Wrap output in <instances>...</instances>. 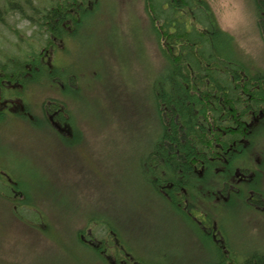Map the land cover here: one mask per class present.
<instances>
[{
	"label": "rangeland",
	"instance_id": "rangeland-1",
	"mask_svg": "<svg viewBox=\"0 0 264 264\" xmlns=\"http://www.w3.org/2000/svg\"><path fill=\"white\" fill-rule=\"evenodd\" d=\"M209 3L220 27L264 69V38L248 0ZM93 7L87 26L78 30V41L66 43L69 52L53 54L59 72L67 71L63 77L74 76L67 90L70 96L75 94L70 103L72 123H64L61 135H56L41 124V115L34 108L33 126L10 116L2 124L6 133L5 143L2 138L0 142V172L22 178L28 201L37 205L26 214L31 211L37 220H44H34V224L19 221L0 204V264H102L73 235L79 229H91L100 238L102 226L93 222L87 228L90 222L85 221L105 211L112 213L109 217L125 232V242L134 244L141 255L148 248V258L154 262L207 264L214 260V246L209 249L182 222L188 220L185 215L178 213L182 219L154 201L147 204L151 195L141 175L149 174H143L142 160L157 142L160 130L153 108V83L165 60L150 33L144 0H98L89 9ZM35 27L18 15L5 16L0 23V63L10 56H22V50L33 51L30 42L42 46L48 42V32ZM42 78L46 81V76ZM58 87L37 91L34 104L46 97L60 100ZM19 110L23 105L10 112ZM88 146L92 155L97 152L94 160L85 155ZM257 153L264 158V136L242 159ZM199 199L216 221L222 220L218 234L220 238L226 234L237 256L264 252V212H241L244 203L228 210L236 202L225 206L221 200ZM105 260L104 264H110Z\"/></svg>",
	"mask_w": 264,
	"mask_h": 264
},
{
	"label": "trees",
	"instance_id": "trees-1",
	"mask_svg": "<svg viewBox=\"0 0 264 264\" xmlns=\"http://www.w3.org/2000/svg\"><path fill=\"white\" fill-rule=\"evenodd\" d=\"M97 2L0 0V23L3 24L5 16L11 13L49 34L48 42L43 46L30 42L33 51L22 50V56L15 59L10 56L0 63V142L2 138L5 143L6 129L2 124H6L10 117L21 118L27 121L28 127L33 126L34 108L41 115V124L44 123L45 128L56 135H61L60 127L64 123H72L71 99L66 98L69 95L66 88L69 89L74 76L63 77L67 71L59 72L60 67L53 61V54L69 52L66 43L78 41V30L87 26L88 14L94 11V7L90 10L89 6H96ZM248 3L259 18L264 38V0H248ZM144 11L150 33L165 60L161 73L153 83V108L160 130L157 142L145 157L149 156V159L142 160L145 166L142 172L149 174L147 177L141 175L151 195L147 204L154 201L185 215L188 220L182 222H186L209 249L214 246V260L207 264H264V252L252 251L237 256L230 249L225 233L223 240L217 239L219 228L216 224L221 229L222 220L216 221L211 214L204 225L192 216V208L204 206L199 198L216 199L212 193L217 188V175L193 174L195 165L204 163L207 168H216L217 163H224L223 160L228 166L237 165L239 155H245L254 145L255 138L264 135V124L258 120L261 114L264 117V69L249 58L231 33L220 27L209 0H144ZM57 41L61 42L60 45ZM43 76H46V81ZM48 82L50 85L45 87ZM57 86H60L58 91H62L59 93L60 100L46 97L42 103L34 104L33 97H36L37 91L39 94L44 89L54 91ZM18 104L23 105V110L11 113ZM92 151L89 148L85 153L89 159L96 158L97 152L92 155ZM6 172H0V204L19 221L29 219L32 223L37 220L36 215L31 211L26 214V211L34 210L35 203L28 201V191L21 186L22 178ZM258 192L264 197V191L259 187ZM247 197L235 201L233 196L229 201L221 199V202L225 206L236 202L228 205V210L244 203L245 208L240 206L242 212L253 206ZM42 212V216H46ZM109 215H98L85 221L91 224L98 219V224L103 225V231H99L100 244L95 247L83 239L85 229H79L73 235L78 245H85L87 252L102 264L106 259L103 254L111 249L108 241L118 235L124 243L125 237V232ZM86 227H90L89 223ZM91 238L98 236L92 234ZM128 248L142 264H166L149 258L141 259L134 254L135 249L129 245Z\"/></svg>",
	"mask_w": 264,
	"mask_h": 264
},
{
	"label": "flooded vegetation",
	"instance_id": "flooded-vegetation-1",
	"mask_svg": "<svg viewBox=\"0 0 264 264\" xmlns=\"http://www.w3.org/2000/svg\"><path fill=\"white\" fill-rule=\"evenodd\" d=\"M258 120L264 124V117L262 114L258 116ZM259 139L260 136L255 138L256 141L252 147L256 145ZM258 154L259 153L255 154L254 156L250 155L244 161L242 159L243 154H240L238 157V159H240L239 164L232 166L224 164L226 163V160H223L224 163H221L216 168H207L204 163L195 165V168L193 169L195 173L193 174H200L201 176H203V174H219V178H215L216 184H218L219 187H217L212 193L215 195L217 200L228 199V196L231 194V192L238 194V197L240 195L242 199L248 196L247 200L253 203V206L260 208L262 212H264V197L261 196L262 194L260 192H258V187L264 191V184H260L261 181L264 182V158L262 159L260 156H258ZM204 178L206 180V177ZM251 185H254V187ZM240 197L239 199H241ZM259 201L260 203H258ZM192 210L194 213L192 216H194L196 220H199L200 224L204 222V225L209 218L208 216H211L212 214L204 206L201 208H192ZM116 249L115 241L114 244H111V251L116 253ZM127 255L130 258H134L133 252H129ZM116 257H118V255H116ZM128 262L129 261H124L126 264H128Z\"/></svg>",
	"mask_w": 264,
	"mask_h": 264
}]
</instances>
